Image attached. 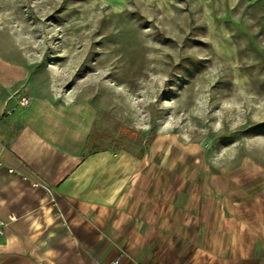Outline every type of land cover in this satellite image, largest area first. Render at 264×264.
I'll return each mask as SVG.
<instances>
[{"label": "rangeland", "instance_id": "1", "mask_svg": "<svg viewBox=\"0 0 264 264\" xmlns=\"http://www.w3.org/2000/svg\"><path fill=\"white\" fill-rule=\"evenodd\" d=\"M0 64L17 99L90 104L94 147L163 192L264 186V0H0Z\"/></svg>", "mask_w": 264, "mask_h": 264}, {"label": "crops", "instance_id": "2", "mask_svg": "<svg viewBox=\"0 0 264 264\" xmlns=\"http://www.w3.org/2000/svg\"><path fill=\"white\" fill-rule=\"evenodd\" d=\"M17 72L0 64V264H264V186L163 192L145 163L94 147L90 104L21 107Z\"/></svg>", "mask_w": 264, "mask_h": 264}, {"label": "built area", "instance_id": "3", "mask_svg": "<svg viewBox=\"0 0 264 264\" xmlns=\"http://www.w3.org/2000/svg\"><path fill=\"white\" fill-rule=\"evenodd\" d=\"M18 104L21 107H28L31 104V99L27 96H21L18 99ZM10 222L17 221V217L14 214H11L9 217ZM8 223L5 221L0 220V237L5 235V228L7 227ZM113 264H118V261L114 262Z\"/></svg>", "mask_w": 264, "mask_h": 264}]
</instances>
